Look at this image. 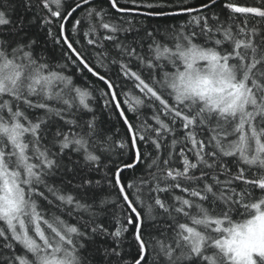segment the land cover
<instances>
[{
    "label": "snow or ice",
    "instance_id": "6c2138e0",
    "mask_svg": "<svg viewBox=\"0 0 264 264\" xmlns=\"http://www.w3.org/2000/svg\"><path fill=\"white\" fill-rule=\"evenodd\" d=\"M0 264H264V0H0Z\"/></svg>",
    "mask_w": 264,
    "mask_h": 264
},
{
    "label": "trees",
    "instance_id": "16d2710c",
    "mask_svg": "<svg viewBox=\"0 0 264 264\" xmlns=\"http://www.w3.org/2000/svg\"><path fill=\"white\" fill-rule=\"evenodd\" d=\"M194 2H198V0H194ZM223 2V0H221V3ZM238 3L240 4H245L247 3L248 5H253L255 3V0H237ZM220 5H218L219 7ZM187 17H179V18H176L175 20H168L166 22L168 23H175V22H179V20H186ZM69 27H71V25H69ZM42 38V37H41ZM79 82V81H77ZM130 175V174H129Z\"/></svg>",
    "mask_w": 264,
    "mask_h": 264
}]
</instances>
